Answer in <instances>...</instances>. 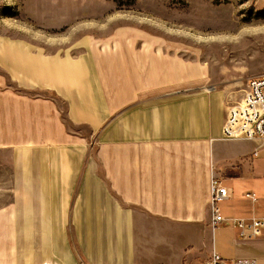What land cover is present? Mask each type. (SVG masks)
Returning <instances> with one entry per match:
<instances>
[{
  "label": "crops",
  "instance_id": "crops-1",
  "mask_svg": "<svg viewBox=\"0 0 264 264\" xmlns=\"http://www.w3.org/2000/svg\"><path fill=\"white\" fill-rule=\"evenodd\" d=\"M145 25L69 53L1 37L0 264H208L220 248L221 264H264V234L236 222L264 218L260 155L239 146L261 138L222 148L206 61ZM214 227L232 228L223 246Z\"/></svg>",
  "mask_w": 264,
  "mask_h": 264
},
{
  "label": "rangeland",
  "instance_id": "rangeland-1",
  "mask_svg": "<svg viewBox=\"0 0 264 264\" xmlns=\"http://www.w3.org/2000/svg\"><path fill=\"white\" fill-rule=\"evenodd\" d=\"M146 20L154 31L168 32L170 27L179 34V43L194 47L196 59L206 61L217 92L264 75V0H0V39L27 38L52 52L83 49L93 37L118 25H145ZM222 24H235L238 30L222 37L226 32ZM232 142L222 139V148L231 149ZM239 146L258 151L254 166L261 184L264 141L242 140ZM213 229L212 244L223 246L222 236H228L232 228Z\"/></svg>",
  "mask_w": 264,
  "mask_h": 264
},
{
  "label": "built area",
  "instance_id": "built-area-1",
  "mask_svg": "<svg viewBox=\"0 0 264 264\" xmlns=\"http://www.w3.org/2000/svg\"><path fill=\"white\" fill-rule=\"evenodd\" d=\"M222 132L225 139L264 140V75L254 76L244 82L227 85L220 91ZM257 156V154H254ZM212 200L215 203L230 202L232 192L220 179L214 178L211 186ZM247 197H254L247 193ZM216 207V206H215ZM216 207V218L223 220ZM242 238H252L264 234V218L236 220ZM208 264H221L215 255Z\"/></svg>",
  "mask_w": 264,
  "mask_h": 264
},
{
  "label": "bare ground",
  "instance_id": "bare-ground-1",
  "mask_svg": "<svg viewBox=\"0 0 264 264\" xmlns=\"http://www.w3.org/2000/svg\"><path fill=\"white\" fill-rule=\"evenodd\" d=\"M222 29L226 31V32H224V31L222 30V32L225 33V34H222V37L227 36V34H228L229 31H236V30H238V29H237V26H236L235 24H234V26H233V25H229V24H226V25L224 26V25L222 24Z\"/></svg>",
  "mask_w": 264,
  "mask_h": 264
},
{
  "label": "trees",
  "instance_id": "trees-1",
  "mask_svg": "<svg viewBox=\"0 0 264 264\" xmlns=\"http://www.w3.org/2000/svg\"><path fill=\"white\" fill-rule=\"evenodd\" d=\"M79 258V261H80V264H85V260H83L82 258L78 257Z\"/></svg>",
  "mask_w": 264,
  "mask_h": 264
}]
</instances>
